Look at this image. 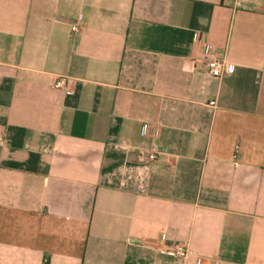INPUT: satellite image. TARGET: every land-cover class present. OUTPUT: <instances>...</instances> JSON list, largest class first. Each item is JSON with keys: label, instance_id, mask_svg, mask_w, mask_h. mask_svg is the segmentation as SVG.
<instances>
[{"label": "crops", "instance_id": "1", "mask_svg": "<svg viewBox=\"0 0 264 264\" xmlns=\"http://www.w3.org/2000/svg\"><path fill=\"white\" fill-rule=\"evenodd\" d=\"M0 264H264V0H0Z\"/></svg>", "mask_w": 264, "mask_h": 264}, {"label": "built area", "instance_id": "2", "mask_svg": "<svg viewBox=\"0 0 264 264\" xmlns=\"http://www.w3.org/2000/svg\"><path fill=\"white\" fill-rule=\"evenodd\" d=\"M73 31L78 32L79 27L78 26H73ZM204 54L206 56V65L208 68L209 73L216 77V78H221L223 75L230 73L234 69V64L231 63L230 61L226 59H220L217 58L216 56L210 54L208 52V47H205ZM55 88L63 89L66 91V93H71V90L69 89L67 78L66 77H59L55 83L53 84ZM211 106H215L216 102L213 101L210 103ZM240 151V146L236 145L235 146V157ZM159 152L157 151H151L148 153V159L150 161H155L158 157ZM169 253L179 256V257H187L189 256L192 252L188 249L187 246L185 245H175L174 247H171L169 249Z\"/></svg>", "mask_w": 264, "mask_h": 264}]
</instances>
